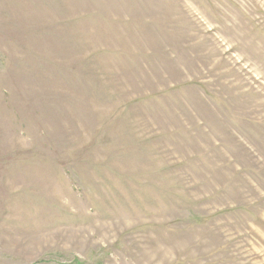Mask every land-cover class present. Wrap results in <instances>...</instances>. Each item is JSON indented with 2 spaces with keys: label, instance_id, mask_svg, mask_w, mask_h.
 <instances>
[{
  "label": "rangeland",
  "instance_id": "374dc122",
  "mask_svg": "<svg viewBox=\"0 0 264 264\" xmlns=\"http://www.w3.org/2000/svg\"><path fill=\"white\" fill-rule=\"evenodd\" d=\"M0 264H264V0H0Z\"/></svg>",
  "mask_w": 264,
  "mask_h": 264
}]
</instances>
